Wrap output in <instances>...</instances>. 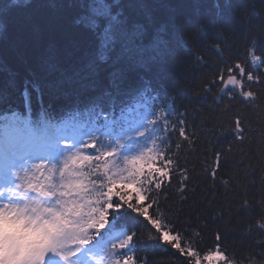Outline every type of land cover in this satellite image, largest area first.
Listing matches in <instances>:
<instances>
[{"label": "snow or ice", "instance_id": "snow-or-ice-1", "mask_svg": "<svg viewBox=\"0 0 264 264\" xmlns=\"http://www.w3.org/2000/svg\"><path fill=\"white\" fill-rule=\"evenodd\" d=\"M30 3L9 0L0 33ZM80 8L90 83L55 105L29 78L18 104L0 102V264H162L150 250L165 247L176 260L163 264H264V44L253 37L236 54L224 40L206 45L220 58L206 90L229 102L215 98L223 107L210 122L224 142L197 171V134L152 76L170 52L167 27L146 0ZM192 59L206 64L199 50ZM198 179L211 187L186 209ZM241 211L251 215L237 245L227 226ZM209 220L222 222L210 241Z\"/></svg>", "mask_w": 264, "mask_h": 264}, {"label": "trees", "instance_id": "trees-1", "mask_svg": "<svg viewBox=\"0 0 264 264\" xmlns=\"http://www.w3.org/2000/svg\"><path fill=\"white\" fill-rule=\"evenodd\" d=\"M146 2L156 23L167 27L170 48L166 59L153 68L152 76L157 87L174 97V103L169 101L173 118L177 112L186 114L189 130L196 132L193 140L198 141L195 147L199 151L188 159L196 161L197 171H203L211 166V149L217 139L224 142L210 122L216 115L213 110L223 107L215 98L220 97L225 104L229 102L218 88L211 92L206 90L207 81L214 78L215 67L220 61L206 45L224 40L236 54L253 37L264 44V0ZM8 3L9 0H0V9L6 8ZM80 3L81 0H31L27 7L13 11L9 29L0 33V102L4 106L20 102L21 85L29 78H39L47 85L44 100H51L55 105L66 103L63 98H56L58 92L79 91L90 83L88 64L93 46L89 36L76 23L81 12ZM194 50L200 51L206 64L192 59ZM111 70L102 68L101 75L106 77ZM205 149L209 151L205 153ZM256 179L259 181V173ZM195 183L200 185L196 200L183 205L189 210L193 203L202 204L201 189H209L212 182L198 179ZM204 211L212 215L208 209ZM234 215L236 219L227 227L233 232L230 242L238 245L251 214L241 211ZM221 223L208 221L206 236L209 241L213 230ZM259 235L253 233V236ZM150 251L154 253L150 259L162 264L176 260L166 247ZM140 254H144L143 251Z\"/></svg>", "mask_w": 264, "mask_h": 264}, {"label": "rangeland", "instance_id": "rangeland-1", "mask_svg": "<svg viewBox=\"0 0 264 264\" xmlns=\"http://www.w3.org/2000/svg\"><path fill=\"white\" fill-rule=\"evenodd\" d=\"M52 89V88H51Z\"/></svg>", "mask_w": 264, "mask_h": 264}]
</instances>
